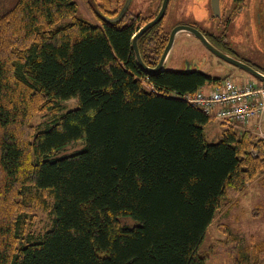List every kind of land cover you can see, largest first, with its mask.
Segmentation results:
<instances>
[{
  "label": "trees",
  "instance_id": "1",
  "mask_svg": "<svg viewBox=\"0 0 264 264\" xmlns=\"http://www.w3.org/2000/svg\"><path fill=\"white\" fill-rule=\"evenodd\" d=\"M14 3L0 4V264H206L199 248L222 203L264 174V140L227 126L209 144L212 119L181 99L223 79L144 72L133 37L147 21L128 10L109 22L110 3L88 0L99 25L75 0ZM161 24L139 40L149 67L169 41ZM34 192L54 201L41 235L27 230Z\"/></svg>",
  "mask_w": 264,
  "mask_h": 264
},
{
  "label": "rangeland",
  "instance_id": "2",
  "mask_svg": "<svg viewBox=\"0 0 264 264\" xmlns=\"http://www.w3.org/2000/svg\"><path fill=\"white\" fill-rule=\"evenodd\" d=\"M15 0H0L6 8L13 6ZM78 4L79 17L98 24V20L91 10L88 0H75ZM96 5L104 8L110 3L111 11L119 10L125 0H93ZM163 0H133L130 7L132 17L139 16L138 25H142L154 18L161 8ZM224 11L231 10L230 0H222ZM205 0H170L164 21L160 25L164 33L171 31L180 24L197 23L201 29L213 32L217 36L219 26L210 22V11L205 9ZM248 6L242 5L233 16V22L227 31L225 41H229L239 52L238 57L247 63H255L264 69V32L258 26L248 24ZM116 15V17L118 16ZM146 24V23H145ZM99 25V24H98ZM14 26V24H13ZM144 26V25H143ZM142 26V27H143ZM262 29V28H261ZM224 39V38H223ZM220 58L212 53L195 36L179 34L171 52L165 62V71L187 72L198 71L214 77L224 76L239 87L248 85L264 86V83L251 74L234 66H226L227 71H217L212 68L221 64ZM219 73V74H214ZM214 89L206 87V90ZM76 103L66 104L64 110L75 108ZM38 114L32 120L36 129H42L58 118L59 114L52 111ZM258 123V121H257ZM264 131V120H263ZM227 126L219 120L212 119L203 126L207 143L216 144L222 137ZM252 131L257 130V124L250 126ZM239 131V130H238ZM258 131V130H257ZM240 132V131H239ZM84 148V143H77L62 151L59 156L72 155ZM31 198L33 205L32 220L27 224V230L39 235L45 233L52 225L53 198L50 194L34 192ZM123 225L135 226L138 224L131 217H121ZM200 255H207L206 264H264V174L249 183L241 192L230 193L217 212L215 220L207 230Z\"/></svg>",
  "mask_w": 264,
  "mask_h": 264
},
{
  "label": "built area",
  "instance_id": "3",
  "mask_svg": "<svg viewBox=\"0 0 264 264\" xmlns=\"http://www.w3.org/2000/svg\"><path fill=\"white\" fill-rule=\"evenodd\" d=\"M181 99L226 126L246 125L253 118H264V86L239 87L226 80L215 90H199ZM259 135L264 139L263 132Z\"/></svg>",
  "mask_w": 264,
  "mask_h": 264
},
{
  "label": "water",
  "instance_id": "4",
  "mask_svg": "<svg viewBox=\"0 0 264 264\" xmlns=\"http://www.w3.org/2000/svg\"><path fill=\"white\" fill-rule=\"evenodd\" d=\"M89 2L94 7L95 11L99 12L97 5L93 2V0H89ZM132 2H133V0H126L124 6L122 7L119 15L116 18H111V19L108 18L107 19V17L104 16L105 20H108L109 22H117V21L121 20L125 16L127 11L129 10ZM169 2H170V0H163L161 8H160L157 16L153 20L149 21L146 25H144L138 31V33L133 37V49L135 52L136 60H137L139 67L144 72H146L147 74H155V73L164 71L165 62H166V60H167V58L171 52V49L173 47V44L175 42L176 37L179 34L185 33L188 35L195 36L197 39H199L207 47V49H209L212 53H214L220 59L224 60L226 63L251 74L252 76H254L255 78H257L258 80H260L261 82L264 83V73L258 71L257 69L253 68L252 66H250L249 64H247L243 61H240L238 59L233 58L232 56H229V55L223 53L222 51L217 49L215 46H213V44L207 39V37L203 34V32H201L198 28L191 26V25H188V24L177 25L176 27H174L171 30L170 35H169L168 44H167V46H166V48H165V50L161 56V59H160L158 65L156 67H149L148 65H146L145 62L143 61V58H142L141 53H140L139 40L149 30L153 29L155 26L159 25L163 21V19L166 16V13H167ZM212 6H213V11L215 13V17H219L220 16V0H212Z\"/></svg>",
  "mask_w": 264,
  "mask_h": 264
},
{
  "label": "flooded vegetation",
  "instance_id": "5",
  "mask_svg": "<svg viewBox=\"0 0 264 264\" xmlns=\"http://www.w3.org/2000/svg\"><path fill=\"white\" fill-rule=\"evenodd\" d=\"M222 0H220V16L215 17V13L213 11L212 6V0H205V9H208L210 11V22L213 24H217L219 26V32L220 36H217L213 34V32H208L200 28V26L193 22L190 23L194 27L198 28L203 32V34L207 37V39L215 46L217 49L222 51L223 53L232 56L233 58L238 57L239 52L235 49V47L229 42L225 41L227 37V31H229V28L233 22V16L235 15L236 11L234 12V9H239L243 5L248 6V24L252 25V27L258 26V28L264 32V0H230L231 3V10L224 11L222 8ZM262 28V29H261ZM224 38V39H223ZM240 59V58H237ZM222 62L221 64H218L215 67H212L216 69L219 72L225 73L227 71L226 66H230L228 63H226L224 60L220 59ZM253 68L257 69L258 71L264 72V69L258 65V64H249ZM219 74V73H214Z\"/></svg>",
  "mask_w": 264,
  "mask_h": 264
},
{
  "label": "crops",
  "instance_id": "6",
  "mask_svg": "<svg viewBox=\"0 0 264 264\" xmlns=\"http://www.w3.org/2000/svg\"><path fill=\"white\" fill-rule=\"evenodd\" d=\"M241 60V59H240ZM245 62V61H244ZM247 63V62H246ZM250 64V63H249ZM263 120H264V118L263 119H261V120H258L257 118H254V119H251L250 120V122L248 123V125H247V129H248V131H250L251 133H253V134H255V135H257V133H260V132H263L264 133V131H263ZM257 121H258V123H257ZM257 124V130L256 131H252V129H251V127L250 126H255Z\"/></svg>",
  "mask_w": 264,
  "mask_h": 264
}]
</instances>
